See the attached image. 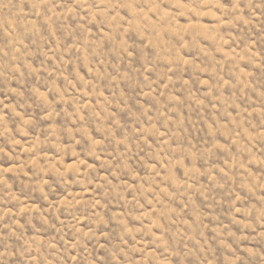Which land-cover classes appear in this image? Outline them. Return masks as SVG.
<instances>
[{
  "label": "rangeland",
  "instance_id": "1",
  "mask_svg": "<svg viewBox=\"0 0 264 264\" xmlns=\"http://www.w3.org/2000/svg\"><path fill=\"white\" fill-rule=\"evenodd\" d=\"M0 264H264V0H0Z\"/></svg>",
  "mask_w": 264,
  "mask_h": 264
}]
</instances>
